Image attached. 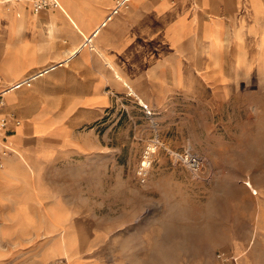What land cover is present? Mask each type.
I'll use <instances>...</instances> for the list:
<instances>
[{"label": "rangeland", "instance_id": "rangeland-1", "mask_svg": "<svg viewBox=\"0 0 264 264\" xmlns=\"http://www.w3.org/2000/svg\"><path fill=\"white\" fill-rule=\"evenodd\" d=\"M254 56L243 55L237 71L231 61L224 75L246 74L214 93L202 88L158 104L118 94L103 115L74 128L88 143L95 137L96 148L66 152L61 140L53 143L52 152L64 154L49 158L43 182L31 181L37 174L28 154L7 136L25 190L15 208H0V264H243L232 257L239 248L246 264H264L256 194L242 183L250 180L264 206V58L258 71ZM44 90L37 86L24 102ZM52 132L63 134L58 126ZM150 139L160 144L140 183L134 171ZM185 152L200 157L198 173L183 161ZM34 190L47 192L42 208H28Z\"/></svg>", "mask_w": 264, "mask_h": 264}, {"label": "crops", "instance_id": "crops-1", "mask_svg": "<svg viewBox=\"0 0 264 264\" xmlns=\"http://www.w3.org/2000/svg\"><path fill=\"white\" fill-rule=\"evenodd\" d=\"M54 1L53 7L34 11L28 0H0V75L7 80L0 83L2 116L11 143L34 166L37 177L31 181L43 182L49 158L64 154L53 153V143L61 140L66 152L95 149V137L88 143L85 131L74 128L103 115L118 94L158 104L171 95H197L202 88L214 93V88L240 82L245 72L229 77L222 70L232 61L237 71L247 53L256 54L255 68L262 70L264 0H129L109 19L115 0ZM32 75H40L32 88L18 84ZM43 85L46 91L34 103L24 102L25 95ZM56 126L62 136L52 132ZM36 148L40 151L32 162ZM6 164L0 169V208H7V202L15 208L25 190L24 172L12 151ZM248 181L242 183L256 194V222L261 226L262 199ZM46 193L29 194L28 208H42L39 197ZM53 202L54 197L44 208ZM253 242L250 237L248 244ZM245 253L236 249L233 260L246 264Z\"/></svg>", "mask_w": 264, "mask_h": 264}, {"label": "built area", "instance_id": "built-area-1", "mask_svg": "<svg viewBox=\"0 0 264 264\" xmlns=\"http://www.w3.org/2000/svg\"><path fill=\"white\" fill-rule=\"evenodd\" d=\"M129 0H115L114 5L110 8L109 13L107 14L105 19H109L113 14L117 13L120 8L126 7L127 2ZM31 5L34 11L41 10L42 8H50L53 7L55 4L54 0H31ZM95 31L92 32L89 36H87L83 42V45H86L90 42L91 37L94 35ZM35 77L29 76L21 80L18 84H29L32 79ZM17 87V83L14 85ZM2 108H3V101H2V94L0 93V162L2 159L7 156L11 152V148L7 144V135H8V124L6 123V119L2 116ZM12 118L14 119V124H18L19 120L15 116L13 112L10 113ZM159 142L157 139H150L144 145L142 149V153L140 159L136 165L134 175L136 179L140 183H144L147 180L148 173L150 167L153 162V154L156 151L157 147L159 146ZM183 161L187 164L190 170L194 173H198L200 171L201 166V159L198 155L185 152L182 156Z\"/></svg>", "mask_w": 264, "mask_h": 264}, {"label": "bare ground", "instance_id": "bare-ground-1", "mask_svg": "<svg viewBox=\"0 0 264 264\" xmlns=\"http://www.w3.org/2000/svg\"><path fill=\"white\" fill-rule=\"evenodd\" d=\"M78 51V50H77ZM2 101H3V99H2ZM3 103H4V101H3ZM8 156V155H7ZM7 156H5V157H7ZM5 157L3 158V159H5ZM3 159H2V161H3ZM2 161L0 162V164L2 163Z\"/></svg>", "mask_w": 264, "mask_h": 264}]
</instances>
